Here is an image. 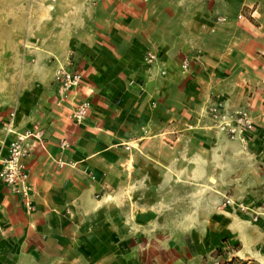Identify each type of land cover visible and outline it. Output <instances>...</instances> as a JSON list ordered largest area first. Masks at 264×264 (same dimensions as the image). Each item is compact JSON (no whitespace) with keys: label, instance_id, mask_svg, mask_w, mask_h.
<instances>
[{"label":"rangeland","instance_id":"obj_1","mask_svg":"<svg viewBox=\"0 0 264 264\" xmlns=\"http://www.w3.org/2000/svg\"><path fill=\"white\" fill-rule=\"evenodd\" d=\"M244 17L262 26L264 0H0V191L22 188L20 164L35 191L34 154L71 167L73 146L87 154L97 134L110 161L75 167L127 191L126 217L134 205L150 213L145 246L179 264H248L232 257L246 235L264 255V83L244 57ZM218 105L248 111L254 128L221 131ZM18 137L27 154L16 160Z\"/></svg>","mask_w":264,"mask_h":264},{"label":"crops","instance_id":"obj_2","mask_svg":"<svg viewBox=\"0 0 264 264\" xmlns=\"http://www.w3.org/2000/svg\"><path fill=\"white\" fill-rule=\"evenodd\" d=\"M239 23L246 40L244 57L250 65L257 61V76L263 84L264 24L258 26L247 17ZM258 110L260 122L264 109ZM262 128H257L259 135ZM90 136L93 143L87 154L76 155L74 146V153L69 152L71 167L60 168L54 163L57 159L52 161L41 152L32 156L31 212L18 194L0 191V264H179L168 247L160 251L158 242L151 241L155 246L148 248L138 240L137 230L156 227L157 221L135 205L126 217L127 191H111L101 174L86 176L75 167L90 166L96 157L110 161L107 150L113 145L105 137ZM239 239L243 248L232 257L264 264V255L253 252L248 237ZM194 262V257L184 256V264Z\"/></svg>","mask_w":264,"mask_h":264},{"label":"built area","instance_id":"obj_3","mask_svg":"<svg viewBox=\"0 0 264 264\" xmlns=\"http://www.w3.org/2000/svg\"><path fill=\"white\" fill-rule=\"evenodd\" d=\"M241 17V16H240ZM150 62H153L154 59H156V56L149 53L148 57ZM163 71V70H161ZM58 78H63L66 80V85L68 84H74L77 82L78 76L71 75L66 71H58ZM220 106H213L211 107V115L212 119L215 121V125L221 130L225 131L228 134L232 136V138H241V136L247 132L251 131L254 128L253 119L250 116L248 111H234V113L230 114H223L220 111ZM82 111H80L81 114ZM14 120H15V113H12V118L10 123L7 125V134L15 132L14 130ZM21 137H18V139L11 141V149L13 151V156L16 160L19 159L20 156H23L27 154L26 149H22V146L20 144ZM62 146H65V142L62 143ZM130 146L127 145V149H129ZM19 170L22 171V188L13 191L16 194H18L23 200L24 204L27 207L28 210L33 209V205L31 203V195L30 191L28 190V186L26 185L25 179L28 177L27 172L25 171V165L20 164L18 166ZM13 181V180H11ZM229 202V201H228Z\"/></svg>","mask_w":264,"mask_h":264}]
</instances>
